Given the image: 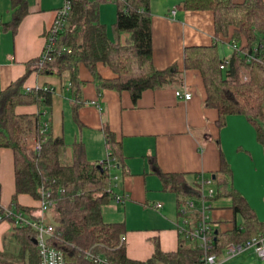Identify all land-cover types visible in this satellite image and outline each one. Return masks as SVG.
Here are the masks:
<instances>
[{"label":"trees","instance_id":"16d2710c","mask_svg":"<svg viewBox=\"0 0 264 264\" xmlns=\"http://www.w3.org/2000/svg\"><path fill=\"white\" fill-rule=\"evenodd\" d=\"M67 1L71 10L66 27L54 40L51 60L40 65V58L33 64L40 73L70 82L72 100L77 106L82 103L81 65L93 75L100 94L105 89L128 91L134 102L145 90L160 89L175 82L176 70H159L153 62L151 0H117L119 7L116 22L111 27L112 37L99 18L101 0ZM11 3L14 15L7 26L16 29L25 15V1L11 0ZM182 3L186 10L212 11L217 37H228L233 31L229 42L242 51L234 50V55L224 60L216 45L189 47L185 50L184 66L186 70L201 72L207 92L206 105L218 110L219 125L225 126L230 116H243L255 127L258 141L264 147V0L243 3L182 0ZM243 39L246 45H240ZM99 63L108 66L116 77L103 79L97 68ZM30 72L28 69L24 77L0 94V151L11 149L15 162L16 192L10 209L13 214L36 219L32 209L18 205V196L28 194L40 200L45 186L50 189L53 201L49 211L52 214L48 218L54 225L50 244L63 252L67 264H93L84 253L90 250L117 264H200L203 251L184 238L176 252L165 253L156 244L153 257L146 262L127 258L124 242H121L124 222L108 223L103 219L104 207L116 198L113 171L124 168L121 144L106 125L107 159L98 164L90 162L81 143H75L69 153L66 142L52 137L48 121L43 120L51 109L55 90L47 86L24 91L23 85ZM30 104L39 105L42 111L35 116L15 113L17 106ZM33 135L42 141L40 152L28 147V137ZM152 162L156 167L155 161ZM112 163L115 168L111 167ZM158 173L165 187L178 195L181 207L187 200L200 204L201 189L188 187L183 175ZM216 176L217 189L211 201L217 197L231 198L234 213L242 220L227 233L217 231L211 222L212 253L220 257L231 244H243L264 236V222L233 187L232 169L225 160ZM0 216V223L8 221L12 225L5 238L9 247L0 250V264H39L38 246L34 243L36 231L16 223L13 217H6L1 207ZM190 217L192 223H196L199 213L194 212Z\"/></svg>","mask_w":264,"mask_h":264},{"label":"crops","instance_id":"0c3cea01","mask_svg":"<svg viewBox=\"0 0 264 264\" xmlns=\"http://www.w3.org/2000/svg\"><path fill=\"white\" fill-rule=\"evenodd\" d=\"M24 1L25 15L14 29L7 26L14 15L11 0H0V94L30 69L24 91L47 86L55 90L51 109L43 119L49 123L51 136L62 138L67 149L81 143L87 160L92 163L108 158L104 127L107 125L114 133L121 144L124 168L114 169L118 172L114 174L118 181L114 191L116 197L123 200L112 201L119 208L121 205L122 211L114 209L112 219L106 220L104 209L107 207L110 212L111 208L107 204L103 219L108 223L124 222L122 237L126 238L124 246L129 260H150L156 244L165 253L176 252L183 239L179 231L183 225L180 198L165 187L158 172L183 175L187 186L195 188L202 187L203 179H211L212 187L217 189L216 175L225 160L232 169L233 187L264 222V147L258 141L255 127L240 115L228 117L225 126H220L218 110L206 105L207 92L201 72L186 70L184 66L185 50L189 47L216 45L221 59L229 60L234 55L229 42L233 31L228 37L218 38L212 11L186 10L182 0H151L153 62L159 70L175 69V82L160 89L145 90L134 102L128 91L105 89L100 94L93 75L81 65L82 103L77 106L72 100L70 82L40 73L33 64L42 57L56 11L65 0ZM101 1L113 2L107 7L108 19L105 12L99 16L112 37L111 27L116 22L119 5L117 0ZM233 1L243 3L245 0ZM240 45H246V41L243 39ZM97 68L103 79L116 77L102 63ZM178 90L192 92V99H179L175 94ZM41 111L37 104L20 105L15 109L19 116H35ZM15 192L14 153L2 148L1 208L11 209ZM17 203L38 215L39 200L20 194ZM211 204V219L217 231L230 232L242 221L234 213L231 198L217 197ZM47 215L49 217V213ZM11 230L10 222L0 223V250Z\"/></svg>","mask_w":264,"mask_h":264},{"label":"built area","instance_id":"2783aa9c","mask_svg":"<svg viewBox=\"0 0 264 264\" xmlns=\"http://www.w3.org/2000/svg\"><path fill=\"white\" fill-rule=\"evenodd\" d=\"M71 10V4L65 0L64 5L56 11V16L52 28L48 32L47 43L44 53L41 57V63L43 64L46 60H51L50 54L53 51L54 40L58 32L62 31L66 27L68 21L69 13ZM175 14V12H173ZM1 32V29H0ZM232 48L234 50L242 51V49L236 44L232 43ZM253 59V56L250 57ZM223 68V66L221 67ZM176 96L179 99H184L189 101L192 99L193 94L190 91L181 92L176 91ZM28 147L34 152H40L42 149V141L37 135L28 137ZM111 167L115 168V164L112 163ZM117 180V177H114ZM201 202L198 205L194 200H187L183 207L181 208L183 225L179 227L180 234L186 240L195 246L199 247L203 251V255L200 259V264H221L222 262L228 261L236 256L252 250L257 257L264 260V236L260 235L255 237L243 244H231L225 249V258L220 263L219 256L212 253V247L214 244L212 237V227H211V210L212 201L211 199L215 195V189L212 187L213 181L211 179L201 181ZM205 186L207 188L205 189ZM118 201L123 199L119 196L116 197ZM53 206V201L51 200V191L47 187H42V196L39 200L38 215L36 219H27L23 214H13L10 209H5L6 217H13L16 219V223L20 225H27L32 227L36 233V241L38 246V252L40 256L39 264H67L65 256L62 251L54 248L50 244V238L54 237V225L46 216L51 207ZM161 207V205H157ZM194 212L199 213V219L196 223H192L190 215ZM2 216H0V220ZM125 237L121 238V242L125 241ZM85 256L87 259L93 262V264H117L110 261L108 258L94 254L92 250L85 251Z\"/></svg>","mask_w":264,"mask_h":264},{"label":"rangeland","instance_id":"374dc122","mask_svg":"<svg viewBox=\"0 0 264 264\" xmlns=\"http://www.w3.org/2000/svg\"><path fill=\"white\" fill-rule=\"evenodd\" d=\"M64 5V4H63ZM62 5V6H63ZM107 5V6H106ZM110 5H113V2L112 1H108V2H104V3H102L101 5H100V14H103L104 12H105V16H106V18L108 19V17H109V13H108V10H107V7L108 6H110ZM220 50L222 51V48H220ZM254 135H255V133H254ZM259 143V142H258ZM260 144V143H259ZM261 145V144H260ZM67 150H69L70 152H71V147L69 148L68 147V149ZM69 152V153H70ZM117 171L115 170V171H113V174H112V176H113V190L114 189H116V184H117V180L116 179H114V177H115V175L114 174H116L117 175ZM114 193L115 194H117V192H116V190L114 191ZM109 206H111V208H110V212H108V210H107V207L104 209V214H106V220H108V219H112V213H114L115 212V210H116V208H119L117 205H115V202L114 201H111L110 203H109ZM122 206L120 205V208H119V212H120V210L122 211V208H121ZM115 209V210H114ZM114 211V212H113ZM51 214L52 213H49V215L51 216ZM114 215V214H113ZM47 217H48V215H46ZM122 216L121 215H119V218H121ZM49 218V217H48ZM6 241V240H5ZM5 241H4V246H3V249L4 248H8L9 246L8 245H6V243H5ZM2 249V250H3ZM225 258V255L223 254L222 256H220L219 257V262L221 263L222 261H223V259ZM221 264H264V260H262V259H260L259 257H257V255L252 251V250H250V251H246V252H244V253H242V254H240V255H238V256H236L235 258H232V259H230V260H228V261H225V262H222Z\"/></svg>","mask_w":264,"mask_h":264},{"label":"water","instance_id":"95a60500","mask_svg":"<svg viewBox=\"0 0 264 264\" xmlns=\"http://www.w3.org/2000/svg\"><path fill=\"white\" fill-rule=\"evenodd\" d=\"M174 70H175V69H171L172 72H174ZM34 243L37 244V241L35 240Z\"/></svg>","mask_w":264,"mask_h":264}]
</instances>
